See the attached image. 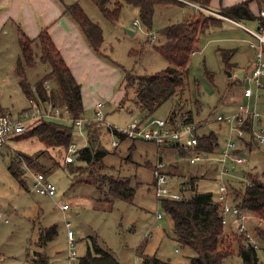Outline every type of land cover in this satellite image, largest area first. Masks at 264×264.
Returning <instances> with one entry per match:
<instances>
[{
	"label": "rangeland",
	"instance_id": "rangeland-1",
	"mask_svg": "<svg viewBox=\"0 0 264 264\" xmlns=\"http://www.w3.org/2000/svg\"><path fill=\"white\" fill-rule=\"evenodd\" d=\"M118 1L123 4L119 22L134 27L136 32L133 35L106 18L91 0L81 2L87 14L103 29L101 50L97 54L113 64L117 72L114 75L112 72H100L97 78H85L80 82L86 101L89 102L84 107L85 116L93 117L94 107L90 102L97 100L104 102L107 119L119 126L125 125L131 114L138 117L147 114L152 117H168L173 112L192 110L200 133L214 131L218 135L220 144L213 153L219 152L217 155L220 156L232 130L228 123L217 120V116L238 110L241 103H249L250 108L264 112V100H261L262 104L255 106L251 99L244 96L245 87L254 86L249 77L254 69V61L247 66V76L241 77L237 68H227L218 48L238 47L245 56V63L254 54L255 48L249 41H238V38L230 43L220 41L222 39L208 41L213 35L229 36L227 31L222 33L219 28L216 31L210 30L211 33L206 30V33L199 36L200 43L198 42L196 48L198 51L192 54L189 61V74L184 87L152 112L145 109L143 111L136 105L135 91L138 81L125 87V76L127 72L154 73L169 67V61L153 46L154 43L165 40L158 31L170 20H182L190 11L188 7L171 3L156 5L153 24L156 41L152 43L147 29L142 31L133 25L134 19L138 17L136 8L123 0ZM204 12L217 17L223 15L219 11L216 12L220 15ZM248 24L252 25L250 22ZM12 30L17 33L16 28ZM234 32L238 34L237 37L242 33L239 30ZM15 33L5 35L3 31L0 32V108L13 115L19 114L31 103L22 88L21 76L15 69L21 55L18 35ZM50 70L48 64L41 62L36 68H26V78L32 83ZM95 130L108 151L103 157V167L99 173L106 176H130L135 184L139 182L135 187L134 199L108 200L103 189L98 186L97 179L93 178L89 182L77 181L67 164L54 165L45 157L47 155L38 157L40 163L47 168L34 167V170H45L47 178L57 185L56 194L51 197L30 190L33 182L31 173L24 168V172L16 177L10 172L9 164L14 154L21 153L20 151L31 153L38 150V147L35 144L32 147L23 140L17 141L14 136H10L8 144L0 146V209L3 212V216H0V264H30L31 256L37 250L47 254L51 264L67 263L69 241L66 220L71 221L75 231L78 256L85 253L90 238L94 237L124 264H137L141 260V254H156L172 264H190L189 256L194 251L188 246H181L173 234V220L162 209L160 199L155 194L153 166L159 162L161 156L164 157V163H167L164 170L170 173L169 184L172 189H179V185L190 175H199V191L216 190L218 184L228 179L232 173L221 174V169L205 164L215 161L211 156L215 154H205L199 162L191 163L188 151L175 146H159L150 141L130 138H120L119 145L114 146L112 141L115 138L105 125H97ZM87 139L86 128L82 130V134L75 130L74 141L79 148L87 144ZM37 154L41 155L37 151L33 156L36 158ZM241 155L246 162L238 163V168L255 172L264 170V145L254 144L252 148L244 149ZM66 156L67 152L64 155L65 161ZM202 173L206 174L201 175ZM236 174L237 179H240L239 173ZM262 179L264 180V176ZM103 187L106 188V185ZM62 201H68L71 208L64 211L59 204ZM159 213L161 218L157 217ZM53 224L58 228L56 237L42 247L36 245L40 229ZM226 229L228 233L237 231L236 221L233 228L227 225ZM234 248L237 249L236 244ZM258 254L261 264H264L262 248H258ZM75 264H78L77 260ZM225 264L244 263L238 254H232L225 259Z\"/></svg>",
	"mask_w": 264,
	"mask_h": 264
},
{
	"label": "trees",
	"instance_id": "trees-1",
	"mask_svg": "<svg viewBox=\"0 0 264 264\" xmlns=\"http://www.w3.org/2000/svg\"><path fill=\"white\" fill-rule=\"evenodd\" d=\"M91 1L98 6L106 18L114 22L119 21L123 7L122 2L118 0ZM123 1L137 8L138 17L147 31H153L155 6L159 3L183 2L184 0ZM188 1L210 8L211 0ZM250 1L243 0L231 6L222 7L221 13L235 20L257 19V15L250 8ZM257 2L261 5V9L264 6V0H257ZM199 11L201 12L198 15L159 29V33L164 36L165 40L158 44L154 43L153 46L169 61V67L154 73L134 74L127 72L125 87L134 84L136 80L138 81V84H136V105L139 108L152 112L155 107L172 97L178 89L184 87L189 74V61L197 48L196 44L200 34L208 26L217 24L221 20L213 15H206L202 10ZM64 12H68L75 19L93 49L99 52L103 41V29L100 24L87 14L79 2L66 4ZM260 20L264 25V18L260 17ZM19 43L21 55L17 59L15 69L21 76L20 82L25 94L41 103L49 100L56 104H67L74 118L82 117L85 109L80 83L76 80L47 28H43L35 37L29 36L20 28ZM233 51V49H220L222 59L228 69H230ZM38 61L48 64L51 70L32 85L26 78V68L34 66ZM206 72L212 76L209 70H206ZM48 81L51 82L49 84L50 88H47ZM262 89L264 90V87ZM122 101L121 104H123ZM0 110L6 112L4 109L0 108ZM237 111L222 115H229ZM188 113L189 120H194L192 110H189ZM217 120L228 123L231 129V124L226 120L218 119V116ZM262 121V119L259 120V122ZM254 122L253 117L247 114L242 125L248 132L245 138L250 140H253L250 133ZM97 125L94 122L86 124L85 127L88 131L87 145L77 149L73 161L66 162L64 155L69 144L74 140L75 129L73 123L48 117L39 119L25 132L14 135L15 140H23L25 144L32 147L35 144L38 150L31 153L20 151L21 153L14 154L13 160L9 164L10 172L19 177L24 172V164H27L32 170H34V167L45 169L47 167L40 163L38 157L47 155L45 157L52 161L54 165L67 164L70 172L75 174L77 181L89 182L93 178L97 179L98 186L103 189L108 200L121 198L132 201L135 196V187L138 186L139 182L135 184L130 176H106L99 173L103 167V157L108 151L103 145L97 130H95ZM198 138L197 149L203 154L214 152L220 144L219 137L214 131L202 133L198 131ZM122 139L124 138L122 137ZM254 142L259 144L257 141ZM37 151L41 155L38 156L37 154L35 158L33 154ZM234 151L239 153V147ZM42 172L46 173L45 170H42ZM238 173L240 179H237L238 174L225 179L229 196L243 210L253 212L260 217L263 224L255 225V232L264 251V180L262 179L264 171L246 170L238 171ZM199 178V175H190L183 182L182 190L184 194L180 199H160L162 209L173 220L172 230L176 240L181 246H188L194 251L193 255L189 256L190 264H225V259L232 254H238L244 264H261L258 249L250 246L243 235L237 231L226 232V225L222 222L223 216L217 197L211 190L199 191ZM104 185H106V188L103 187ZM57 233L56 224L42 227L36 245L44 246L49 240L55 238ZM235 244L237 249L234 248ZM30 264H51V260L47 254L37 250L31 256ZM78 264L124 263L112 251L104 248L96 238L91 237L85 253L79 256ZM141 264L172 263L159 258L156 254H141Z\"/></svg>",
	"mask_w": 264,
	"mask_h": 264
},
{
	"label": "built area",
	"instance_id": "built-area-1",
	"mask_svg": "<svg viewBox=\"0 0 264 264\" xmlns=\"http://www.w3.org/2000/svg\"><path fill=\"white\" fill-rule=\"evenodd\" d=\"M184 1L192 4L199 10L220 15L216 11L204 7L196 2L188 0ZM259 16L264 18V7L260 9ZM220 17L226 16L221 15ZM133 25L137 26L142 31L146 29L139 17L134 19ZM244 28L257 41V43L251 42V45L255 48V58L254 69L252 71V75L249 77L254 86H248L244 89V95L251 96L253 93L264 87V25L261 24L257 28ZM148 32L150 42L154 43L156 41L155 34L153 31ZM47 88H50L49 84H47ZM30 100V105L24 108L17 115L0 110V146L8 144L10 136L25 132L39 119L48 117L55 118L57 120L60 119L62 121L68 119L71 123H73L74 129L81 134L82 130L86 128L85 126L87 123L94 122L98 125H105L115 138L112 141L114 146L119 145V139L122 137L142 139L156 143L159 146H175L177 148L187 150L190 154L189 159L191 163L199 162L205 156V154L197 149L199 141L197 131L198 124L194 120H189V113L186 109L174 112V114H171L168 117H152L149 114L143 117L131 115L130 120L125 125L119 126L107 119V112L104 110V102L101 100L95 103L94 115L91 118H74L70 107L67 104H56L55 102L49 100L41 103L35 98H30ZM247 114H250L255 120L250 133L252 139L257 141L259 144L264 145V123L259 122L261 119L264 120V112H260L256 108H250L249 105L241 103L237 112L229 115H218V119L229 122L232 129V134L227 139L224 150L222 151L219 159L221 163V174L231 173V162L241 163L245 161L243 156L234 154L233 151L238 147V139L243 141L248 133L247 129L245 130L242 126ZM77 149H79V147L73 140L69 144L67 150L66 162L73 161L74 154ZM24 168L28 170L33 177L30 190H34L51 197L56 194L57 185L53 181L49 180L44 172L32 170L27 164H24ZM153 173L155 194L159 199L177 200L183 196V183L179 185V189H172L169 184L170 176L164 170V164L162 162H159L154 167ZM218 189L217 200L223 216L222 222L225 225H228V215H234L237 222V232L245 237L250 246L256 249L261 248V241L255 232V225L257 223L258 225L262 224L260 217L253 212L243 210L236 203L229 201V189L225 180H222ZM59 204L63 210H68L71 206L68 201H62ZM0 216H3L1 209ZM161 216V213L157 215L158 218ZM65 223L67 227L69 248L67 263L62 264H75V260L78 262L79 259L76 251L75 231L72 228L71 221L66 220ZM148 234L151 235V232H148ZM137 264H141V260Z\"/></svg>",
	"mask_w": 264,
	"mask_h": 264
},
{
	"label": "crops",
	"instance_id": "crops-1",
	"mask_svg": "<svg viewBox=\"0 0 264 264\" xmlns=\"http://www.w3.org/2000/svg\"><path fill=\"white\" fill-rule=\"evenodd\" d=\"M241 1L243 0H211L210 9L221 12L222 7L231 6ZM73 2L81 3L82 0H0V32L3 31L5 35H10L12 33H15V31L12 29L16 28L17 33L15 34L18 35V39H19L18 33H19L20 28H22L31 37L37 36L43 28H47L55 45L61 52L66 63L70 67L73 75L75 76L76 80L79 83L85 78H91V79H93L94 77L97 78L100 72H108V73L112 72L113 75L117 74V72L115 71L116 69L115 66L113 64H110L107 60L102 59L101 56L97 54V51L93 49L87 36L85 35L84 31L79 26V24L75 21V19L68 12H64L65 5L71 4ZM171 4H176L182 7H188L190 13H188L184 18H182V20H179L176 22H173V21L171 22L170 20L168 24L166 25H169L171 23H178L180 21H183V19L193 17L195 15H198L201 12L195 6H193L192 4L186 1L173 2ZM260 6L261 5L257 2V0L250 1V8L257 15V19H253V20H245V19L235 20V19L228 18V17H217L213 15L221 20L217 24H212L208 26L209 28L206 30L216 31L217 30L216 28H219V29H222L223 31L222 33L227 31V36L229 37H224V35L216 37L213 35L208 41L212 42L215 40L222 39L220 41H223L225 43H230L232 41H237L234 38H238V41L245 42L246 40L247 42L249 41L250 43L251 42L257 43L256 39L252 35L251 37L250 33L244 27L257 28L261 24H263L262 21L260 20L261 16H259ZM136 10L138 14V9L136 8ZM206 15L210 16V14H207V13ZM249 22L252 23V25L248 24ZM210 28H215V29H210ZM206 30L203 33H206ZM235 30H239L240 32H242L239 37H237L238 34L234 32ZM212 31H210L209 33H211ZM198 42L200 43V38H198L196 46H198L199 44ZM218 49L219 51L220 49H233L234 51H233V56L231 57V60H230L231 62L230 68H233V67L237 68L238 75L241 77L247 76L246 69H247V66L250 65L251 62L254 61L255 50H254V54H252L250 57L248 56V51H246V54L249 58L245 63V56L243 53H240V49L238 47H235V46H231V47L222 46L221 47L220 46ZM196 51L198 50L196 49L194 52ZM233 58L234 60H232ZM41 62L42 61H38L34 66H31V69L36 68V66L39 65V63ZM43 63L44 62H42V64ZM46 73L47 71L45 72V74ZM42 76H40V78ZM39 79H37L35 82H32L31 84L34 85ZM123 82H124V79H123ZM48 84H51V82L48 81ZM80 86H81V93H82V98H83V105L84 107H86L89 102L86 101V98H85L86 94L84 93V89L81 83H80ZM135 93H137V91H135ZM244 96L247 99H251L255 106H258L262 104L261 100H264V90L260 89L257 92L253 93L251 96H246V95ZM97 101H100V100H97ZM97 101L90 102L92 104V107H94ZM247 105L250 106L249 103ZM131 115H130V118H131ZM82 117L87 118L85 116V111ZM64 121L67 123H70L68 119L67 120L65 119ZM262 123H264V120L262 121ZM238 144H239L238 145L239 153H235L234 151V154L241 155L244 149L252 148L254 144H257V143H255L253 140L245 138L243 141L241 140L240 142H238ZM218 153H213V152L210 153V154H215V155H211L213 156L215 161L206 162L205 164H211L212 168L221 169V166H220L221 163L219 161L221 156L217 155ZM159 162H162L164 166H166L167 164V163H164L165 161H164L163 156L159 158ZM244 162H246V160ZM157 164H155L154 166H156ZM230 165H231V170H232L231 172L232 174H229L230 177L236 175V172L238 173V171L239 172L246 171L243 167L238 168V165H239L238 163L231 162ZM251 171H255V170H251ZM203 174H206V173H202L201 175ZM219 184H218V188H219ZM218 188L216 190H211L214 192L215 197H217L218 195V191H219ZM174 190H177V189H174ZM206 191H210V189H207ZM229 201L234 203L231 196L229 197ZM228 219H229L228 225H230L233 228V225L236 221L234 215L229 214ZM226 232L228 233L227 229H226Z\"/></svg>",
	"mask_w": 264,
	"mask_h": 264
},
{
	"label": "water",
	"instance_id": "water-1",
	"mask_svg": "<svg viewBox=\"0 0 264 264\" xmlns=\"http://www.w3.org/2000/svg\"><path fill=\"white\" fill-rule=\"evenodd\" d=\"M115 22H116L118 25H120L121 28L124 29L127 33H129V34H131V35L135 34L136 31H135L134 27L127 26V25H125V24L119 22L118 20H116Z\"/></svg>",
	"mask_w": 264,
	"mask_h": 264
}]
</instances>
